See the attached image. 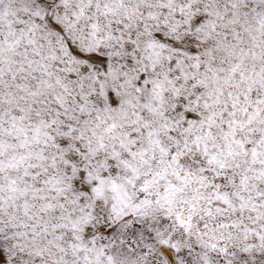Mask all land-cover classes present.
<instances>
[{
	"label": "snow or ice",
	"instance_id": "6c2138e0",
	"mask_svg": "<svg viewBox=\"0 0 264 264\" xmlns=\"http://www.w3.org/2000/svg\"><path fill=\"white\" fill-rule=\"evenodd\" d=\"M0 264H264V0H0Z\"/></svg>",
	"mask_w": 264,
	"mask_h": 264
}]
</instances>
